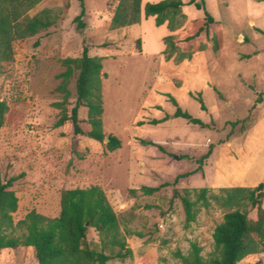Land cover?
I'll use <instances>...</instances> for the list:
<instances>
[{
	"label": "rangeland",
	"instance_id": "obj_1",
	"mask_svg": "<svg viewBox=\"0 0 264 264\" xmlns=\"http://www.w3.org/2000/svg\"><path fill=\"white\" fill-rule=\"evenodd\" d=\"M158 1L142 0V9ZM84 2L86 25L79 29L75 18L81 13L80 0H42L27 15L52 9L54 23L34 36L16 39L14 58L0 62V100L9 107L0 126V167L4 181L17 177L11 186L19 199L14 222L32 210L56 217L64 190L99 185L132 249L131 256L107 264H173L179 261L177 252L187 255L192 243L202 247L201 255L208 260L214 253V229L229 210L213 197L226 187L254 188L264 181V0H205L220 23L223 46L197 51L191 58L170 52L165 37L187 34L191 21L204 16L194 4L183 6L175 29L167 23L158 26L155 17L144 14L137 24L112 29L118 0ZM84 44L90 45L91 56L102 59L103 131L122 141L115 151L107 149L106 141L75 135L70 120L58 124L62 115L71 114L77 99L79 71L73 66L66 76L67 59L81 56ZM168 94L211 127L175 118L176 106ZM199 94L205 110L196 98ZM166 115L171 117L162 123H148ZM80 120L90 131L85 107ZM237 120L241 122L233 127L231 122ZM231 131L229 141L219 144ZM139 138L153 140L167 152L143 146ZM211 143L216 153L205 161L204 171L152 195L142 192L143 185L159 186L195 170ZM184 155L189 158H181ZM202 187L209 188V207L197 200ZM174 188L182 195L189 191L196 201L194 221H186ZM242 209L256 219L257 207L247 201ZM88 236L99 240L93 228ZM106 251L115 253L117 248ZM0 264H38L36 251L24 246L2 249ZM237 264H264V251Z\"/></svg>",
	"mask_w": 264,
	"mask_h": 264
},
{
	"label": "trees",
	"instance_id": "obj_2",
	"mask_svg": "<svg viewBox=\"0 0 264 264\" xmlns=\"http://www.w3.org/2000/svg\"><path fill=\"white\" fill-rule=\"evenodd\" d=\"M42 0H0V62L10 61L14 58L13 42L34 36L43 29L50 27L54 20L52 9H43L34 16L27 15L33 7ZM142 0H118L111 17V28L116 29L133 24L141 20L142 14L146 18L155 17L156 25L168 24L175 29L182 16V8L187 4H194L199 10H204V16L191 21L187 34L181 37L168 35L165 37L167 49L178 52L181 58H191L201 50L218 51L223 46V33L220 23L206 9L205 0H160L148 2L142 9ZM81 13L75 18L79 29L85 27L84 17L86 7L84 0H80ZM38 44V43H37ZM108 43H102L106 47ZM89 44H84L81 56L67 59L69 76L73 66L79 71L76 83L77 99L71 114H64L58 124L63 125L70 120L75 135H89L97 141H105L110 151H115L122 146V141L115 135H107L103 131V63L102 59L89 54ZM176 106L173 113L175 118H183L188 122L204 128L211 124L201 118L193 116L189 111L179 106L176 98L168 94ZM203 110L206 105L202 96L196 97ZM261 101V97H258ZM88 109V123L90 131H85L81 126L80 109ZM8 104L0 100V126L4 124L8 112ZM171 115L161 119H153L149 124H159L168 120ZM241 120L232 121L235 127ZM145 122H139L140 125ZM231 133L225 138H220L218 143L229 141ZM143 146H157L161 151L167 152L163 145L153 140L139 138ZM216 144L211 143L208 151L197 161L198 166L193 171L178 174L170 182L166 181L159 186H141L143 193L152 195L164 186H176L179 179L190 176L198 171H204L203 165L211 156ZM181 158H189L184 155ZM17 177L13 176L4 181L0 167V250L15 249L21 246L34 247L38 264H107L111 259H125L132 254V249L122 235L117 212L109 202L105 191L99 185L89 187H76L66 189L61 194V211L56 217H48L35 210L30 211L23 219L14 222L13 213L18 210V196L11 189ZM137 189H131L135 193ZM198 199L205 207L211 205L208 196L209 188L202 187L198 191ZM222 195L213 198L224 208L229 209L218 223L213 232L214 253L208 260L201 255L202 247L192 243L191 251L186 255L177 252L179 261L173 264H237L245 257L264 251V181L256 187H226ZM173 197L182 201L186 221L192 222L196 218V201L190 198V192L185 190L182 195L177 188L173 190ZM257 207V217L252 219L248 211L242 207L246 202ZM89 222V225L87 223ZM93 228L99 235V240L90 239L89 229ZM21 229L19 234L15 231ZM117 248L115 253H107L106 248ZM170 264V263H168Z\"/></svg>",
	"mask_w": 264,
	"mask_h": 264
},
{
	"label": "crops",
	"instance_id": "obj_3",
	"mask_svg": "<svg viewBox=\"0 0 264 264\" xmlns=\"http://www.w3.org/2000/svg\"><path fill=\"white\" fill-rule=\"evenodd\" d=\"M215 153H216V150H215V152L213 151V153L211 154V156H210L209 159H208V162H209V160H211V158L215 155ZM206 167H207V164L205 165V169H206ZM205 172H206V170H205Z\"/></svg>",
	"mask_w": 264,
	"mask_h": 264
},
{
	"label": "water",
	"instance_id": "obj_4",
	"mask_svg": "<svg viewBox=\"0 0 264 264\" xmlns=\"http://www.w3.org/2000/svg\"><path fill=\"white\" fill-rule=\"evenodd\" d=\"M105 141L108 142L109 138H106ZM176 158H178V156H176ZM87 225H89V222L87 223Z\"/></svg>",
	"mask_w": 264,
	"mask_h": 264
}]
</instances>
